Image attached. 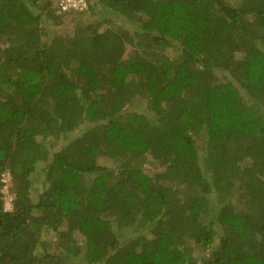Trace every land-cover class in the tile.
Returning a JSON list of instances; mask_svg holds the SVG:
<instances>
[{
  "label": "trees",
  "instance_id": "trees-1",
  "mask_svg": "<svg viewBox=\"0 0 264 264\" xmlns=\"http://www.w3.org/2000/svg\"><path fill=\"white\" fill-rule=\"evenodd\" d=\"M57 7L0 0V264H264V0Z\"/></svg>",
  "mask_w": 264,
  "mask_h": 264
},
{
  "label": "rangeland",
  "instance_id": "rangeland-1",
  "mask_svg": "<svg viewBox=\"0 0 264 264\" xmlns=\"http://www.w3.org/2000/svg\"><path fill=\"white\" fill-rule=\"evenodd\" d=\"M80 15V14H78ZM99 20V21H103L102 19H104V17H102L101 19L100 18H96V20ZM74 20H76V18H73V16L69 15L68 17L65 18V22L61 25V26H55V25H51L49 23H45V30H46V37L43 35V39H46L47 37H49L51 34H54L56 32H59V33H64V34H67V35H73L74 33V29H75V22ZM77 20H80L82 23H86V22H91L92 18L90 16V14H87V16H83L82 18L78 17ZM95 19L92 21L94 23ZM114 22L119 23V26L123 25V19L120 17V18H117V17H113V20ZM122 23V24H121ZM110 25V24H109ZM133 56V48L128 46L127 48V52H126V57H131ZM241 59H243V56L241 55ZM146 102L145 101H138L133 107L132 109L133 110H136V111H147L146 108ZM90 125L89 124H85L83 125L76 133L72 134L71 136L67 137L65 140L61 141L60 143H58L57 148H60L61 146H64L66 145L69 141L73 140L74 138L76 137H79L80 135H82V133L89 127ZM99 163L101 165H104L106 167H110V168H116L117 165L114 161L108 159V158H103L99 161ZM155 167L157 168V165L155 164V162H153V160H149L148 163L146 164V171L149 173V174H154L155 173ZM158 169V168H157ZM34 179H35V187L38 189L39 192H41L43 185H45V176L43 175V171H42V167H40L39 169V172H36L35 175H34ZM7 186H9L8 189H5V186L3 187V191H4V195H5V201L11 197H16V195L11 191V181L8 180L7 182ZM35 195V194H34ZM51 233V234H50ZM78 236V235H77ZM55 235L52 231H49V230H45L44 231V235H43V239L45 240H48V241H52L54 239ZM80 246H84L85 247V244L84 243H80ZM59 251L58 249H54L53 252H57ZM58 253V252H57ZM82 253H84L82 251ZM44 254V249L42 247H39V250H38V255L41 256ZM201 255V254H200ZM84 258H81L79 259V257H76L73 255L72 257V262L73 264H84L83 260Z\"/></svg>",
  "mask_w": 264,
  "mask_h": 264
},
{
  "label": "built area",
  "instance_id": "built-area-1",
  "mask_svg": "<svg viewBox=\"0 0 264 264\" xmlns=\"http://www.w3.org/2000/svg\"><path fill=\"white\" fill-rule=\"evenodd\" d=\"M58 5V9L61 12H83L88 9V0H53ZM11 181L9 174L3 175V183L5 189H8L7 182ZM16 197H11L5 201V210L8 212H13L14 210V201Z\"/></svg>",
  "mask_w": 264,
  "mask_h": 264
},
{
  "label": "water",
  "instance_id": "water-1",
  "mask_svg": "<svg viewBox=\"0 0 264 264\" xmlns=\"http://www.w3.org/2000/svg\"><path fill=\"white\" fill-rule=\"evenodd\" d=\"M21 233H24V232L21 231ZM25 235L27 236V238H28V240H29V242L31 244V249H30L31 258L36 259L38 261H45V262L50 263V264H66V262L63 261L62 259L43 260V259H41L39 257H36L35 254H34V252H35V244L33 242V239L31 237V235H29L27 233H25ZM15 237H16V234H13L8 240H6L4 243H2L0 245V253L3 251L4 248H6L9 244H11L14 241Z\"/></svg>",
  "mask_w": 264,
  "mask_h": 264
}]
</instances>
